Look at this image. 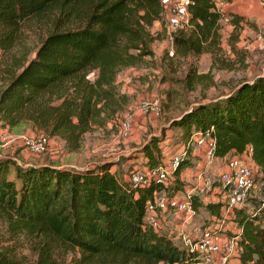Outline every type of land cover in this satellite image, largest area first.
Instances as JSON below:
<instances>
[{
  "label": "trees",
  "instance_id": "1",
  "mask_svg": "<svg viewBox=\"0 0 264 264\" xmlns=\"http://www.w3.org/2000/svg\"><path fill=\"white\" fill-rule=\"evenodd\" d=\"M194 1L191 29L173 37L183 56L202 52L218 36L212 0ZM161 11L160 0H0V121L10 127L29 123L76 148L93 122L119 110L116 76L152 54L151 27L161 21ZM45 15L49 27L32 45L24 36L26 22ZM243 20L232 14L235 24ZM91 71L93 79L87 76ZM169 127L181 128L184 141L192 131H209L218 157L251 148L263 198L251 209H231L239 227L232 237L238 264H264V74L221 98L196 103ZM158 142L153 137L142 147L149 166L159 161ZM187 164H178L176 178ZM112 165L72 168L0 159V221L7 224L0 231V264H55L63 247L78 248L87 259L120 253L139 264H203L196 251L145 220L154 194L177 191L179 184L131 186ZM204 206L215 214L226 207L221 200Z\"/></svg>",
  "mask_w": 264,
  "mask_h": 264
},
{
  "label": "rangeland",
  "instance_id": "2",
  "mask_svg": "<svg viewBox=\"0 0 264 264\" xmlns=\"http://www.w3.org/2000/svg\"><path fill=\"white\" fill-rule=\"evenodd\" d=\"M262 1L237 0L230 7L225 6L224 11L228 13L234 11V14L243 17L244 20L239 24L232 21L230 24L232 27L229 24H218V36L204 43L203 51L196 55H180L174 46L171 47L165 22L154 23L151 27L154 37L150 44L152 54L144 56L137 65L133 66L134 70L128 71L130 68L128 67L116 76L114 96L120 106L118 111L108 118L101 119L100 123L93 122L76 148H70L57 136H50L47 150L40 154L27 151L23 142L29 136L48 135L46 130L33 127L29 123L10 127L0 121V159L13 160L23 165L50 164L72 168H86L102 162H111L113 164L111 170H115L126 181L131 172L143 170L149 166L142 147L153 137L159 139L155 150L161 157L160 151L163 149L161 142L164 141L165 135L176 131V127H169L171 120L196 103L221 98L243 81H250L264 74V5ZM48 18L49 16L45 15L30 18L26 22L24 36L32 45H36L47 31ZM191 27L180 32L187 34ZM178 33L179 31L175 32V34ZM147 68H152L153 71L133 75L135 70L139 72ZM125 72H127L126 77L131 78L129 82L124 81ZM95 74L91 71L87 76L93 79ZM134 79L139 82H134ZM142 98L158 99L160 114L154 117L140 114L136 108ZM124 117H132L133 128L132 133L123 138L120 136V122ZM193 165L194 163L187 164L189 167L187 178H185L186 174L183 175V179H179L180 173L178 178L174 175V183L177 182L179 186H172H177V190L183 195L191 192L195 196L194 214L185 219L184 212L176 213L169 207L164 213L165 219L161 220L163 227L160 223L158 231L179 246H185L184 237L194 241L204 229L212 230L220 242L227 240L232 237L233 229L235 230L237 226L233 221V212L222 208L218 214L210 213L204 206L210 201L221 200L219 194L213 190V186L220 179L219 173L214 172L212 167H205L208 168L205 169L200 165ZM10 169L13 168L10 167ZM195 175L201 176L199 183L195 180ZM261 175L258 171L254 172L255 187L242 207L251 209L261 204L260 200L263 198ZM174 192L173 189L162 190L161 195L170 196ZM167 215H173L175 221L179 223L182 220L188 223V226L190 225L187 226L188 230L178 234L174 230L175 225L168 222L170 217ZM6 226L5 221H0V231H5ZM19 237L23 244L27 243L26 236L20 234ZM227 242V249H232L227 261V264H230L229 259L233 258L230 256L237 251L231 248L229 241ZM25 251L28 252L27 256L30 260L36 261V254L29 249ZM82 254L78 248L63 247L57 257H54L55 264H139L138 258L120 253L88 259Z\"/></svg>",
  "mask_w": 264,
  "mask_h": 264
},
{
  "label": "built area",
  "instance_id": "3",
  "mask_svg": "<svg viewBox=\"0 0 264 264\" xmlns=\"http://www.w3.org/2000/svg\"><path fill=\"white\" fill-rule=\"evenodd\" d=\"M162 11L161 22H165L168 40L173 47L175 32L186 30L191 25V8L194 0H160ZM234 0H212L216 11L219 13L218 24L232 23V13L224 11L225 6H232ZM262 1V0H261ZM264 5V2H261ZM137 111L140 114L154 117L161 112L160 103L155 98H142L138 102ZM120 136L128 137L132 133V117H124L120 122ZM211 130L212 127L210 128ZM50 136L39 134L24 139V148L30 153L40 154L47 150L50 144ZM199 150L205 167H211L215 161L222 159L224 168L219 173L220 179L213 186L225 203V208L231 211L234 207H242L251 196V190L255 187L254 172L257 167L253 162L251 148L247 147L242 153L233 154L230 157L222 158L215 154V141L209 131H192L189 137L183 141L182 150L172 154L168 159H160L154 166H147L143 170H135L129 174L126 182L131 186L148 185L149 183H160L166 186L174 185V171L178 164L185 159L189 151ZM186 154L185 156H183ZM201 177V176H200ZM169 207L176 212L185 213V219L195 212L192 206V194L183 195L179 190L170 196H162L161 191L156 192L152 200L146 204L145 220L155 230L160 227L159 213L166 211ZM185 245L190 250L196 251L203 264H227L228 255L232 249H222V244L215 237L213 231L204 229L194 241L184 237ZM231 248L236 250V237H231ZM229 242V243H230ZM225 254H222V253ZM218 259V261L216 260Z\"/></svg>",
  "mask_w": 264,
  "mask_h": 264
},
{
  "label": "crops",
  "instance_id": "4",
  "mask_svg": "<svg viewBox=\"0 0 264 264\" xmlns=\"http://www.w3.org/2000/svg\"><path fill=\"white\" fill-rule=\"evenodd\" d=\"M236 1L237 0H234L233 4ZM134 69L135 68L132 66V67H130L128 69V71L129 70H134ZM149 70L153 71L152 68H147L145 70H140L139 72H137L135 70L133 72V75L135 76V74L148 73ZM126 75H127V72H125V75L123 76V77H125L124 81L125 82H129L131 80V78L130 77H126ZM133 81L134 82H139V80H136V79H134ZM132 85H134V84L132 83ZM143 116H145V115H143ZM148 117H150V116H148ZM140 127H142V126H140ZM181 134H182V129L176 127V131H174V133L170 132V135L169 134L165 135L164 141L161 142V145H162L161 147H163V149H162V151H160V154H161L160 159H168L172 154H174L176 152H180L182 150V145H183V141L184 140H183ZM185 159L188 160V165L191 164V163H194L193 166L200 165V167L205 168V165H204V162H203V158H202V152L199 151V150L188 152V154L186 155ZM29 165H31V164H29ZM211 167H212V169H214V172L217 171L218 173H220L223 170V168H224V162L220 158L217 161H215V164L213 166H211ZM188 168L189 167H187V165H186L185 169L181 170L179 179H183V175L184 174H186L185 178L188 177V175H187V170H189ZM205 169H208V168H205ZM196 173H198V172H196ZM124 177H125V175H124ZM200 179H201L200 176L199 177H197V176L195 177V180H197L198 183H199ZM164 213H165V211H162V212L159 213V220H160V223H161L162 227H163V223L161 222V220L163 221L165 219V217H166V215ZM176 213H178V212H176ZM168 216L170 217V220L168 222H171L172 224L175 225V229L174 230H176L178 232V234H179V232L182 233V231H187L188 230L187 229L188 223L184 222L183 220L179 223V222L175 221V218L173 217V215H167V217ZM160 217H161V219H160ZM238 231H239V227L236 226V229L235 230L233 229V232H238ZM172 232H174V231L172 230ZM230 238H227V240H221V244H222V249L223 250L226 249V247L228 246V242L227 241H229ZM230 257H233L232 259H229V261H231L230 264H238L239 260L237 258V253H234L233 256H230Z\"/></svg>",
  "mask_w": 264,
  "mask_h": 264
}]
</instances>
